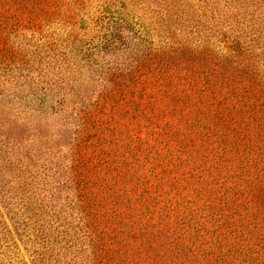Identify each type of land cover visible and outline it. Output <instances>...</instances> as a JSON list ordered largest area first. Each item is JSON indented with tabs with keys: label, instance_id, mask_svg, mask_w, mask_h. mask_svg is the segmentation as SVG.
<instances>
[{
	"label": "trees",
	"instance_id": "obj_1",
	"mask_svg": "<svg viewBox=\"0 0 264 264\" xmlns=\"http://www.w3.org/2000/svg\"><path fill=\"white\" fill-rule=\"evenodd\" d=\"M0 90V264H264V0H0Z\"/></svg>",
	"mask_w": 264,
	"mask_h": 264
},
{
	"label": "rangeland",
	"instance_id": "obj_2",
	"mask_svg": "<svg viewBox=\"0 0 264 264\" xmlns=\"http://www.w3.org/2000/svg\"><path fill=\"white\" fill-rule=\"evenodd\" d=\"M69 53V51H65ZM70 60L74 59L73 54H69ZM58 60L65 64V58L62 55L58 56ZM55 62V60H53ZM65 62V63H64ZM13 88V87H8ZM2 90H0L1 94ZM7 95H11V91L6 92ZM7 98V102L3 105L5 109L6 119L11 120L12 109L10 105L13 104L12 99ZM4 116V115H3ZM20 132V131H19ZM21 129V140H26L28 135H24ZM8 137L5 134H0V230L3 229L5 222L8 228L12 231L14 240L19 246L21 253L26 260H29L28 252L29 246L23 245L24 236L30 233L33 229L32 220L30 214H33V206L35 201L38 200L37 193L33 192L30 188L23 191V184L19 179V170L11 162L9 157L16 153L11 146H8ZM30 183V179L28 181ZM29 230L28 232H26ZM31 262L30 260L28 261Z\"/></svg>",
	"mask_w": 264,
	"mask_h": 264
}]
</instances>
